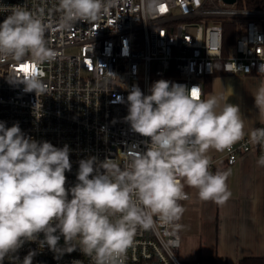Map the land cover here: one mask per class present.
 Returning a JSON list of instances; mask_svg holds the SVG:
<instances>
[{
  "label": "clouds",
  "instance_id": "obj_1",
  "mask_svg": "<svg viewBox=\"0 0 264 264\" xmlns=\"http://www.w3.org/2000/svg\"><path fill=\"white\" fill-rule=\"evenodd\" d=\"M106 7L105 0H58L60 27L94 22ZM2 10L10 14L0 23V59L21 63L30 57L39 66L56 58L40 17L21 5ZM259 74H264V63ZM41 75L31 72L17 82L38 97L46 91ZM149 91L145 95L138 86L130 89L124 118L133 132L149 138L147 150L131 156L123 168L112 159H81L71 188L66 187L65 173L72 167L67 145L37 142L18 123L6 127L0 122V264L6 257L18 260L14 254L25 242L47 246L57 259L78 247L93 264H124L138 229L162 225L173 234L182 229L185 186L196 189L201 201L227 203L231 170L212 172L209 152H230L244 137L239 106L221 105L218 96L201 99L199 87L188 89L163 79ZM254 99L264 119V86ZM117 100L124 102L123 97ZM251 140L264 143V127L255 129ZM257 164L264 167V155ZM36 254L29 251L22 264H32Z\"/></svg>",
  "mask_w": 264,
  "mask_h": 264
},
{
  "label": "built area",
  "instance_id": "obj_2",
  "mask_svg": "<svg viewBox=\"0 0 264 264\" xmlns=\"http://www.w3.org/2000/svg\"><path fill=\"white\" fill-rule=\"evenodd\" d=\"M237 2L105 0L107 7L98 20L77 21L65 29L60 27L58 0H0V23L10 14L3 6H24L48 26L45 40L57 54L39 66L30 57L21 63L0 59V122L6 127L18 123L24 135L37 142L57 148L67 145L72 166L65 173L67 188L77 183L81 159L96 157L98 163L112 159L123 168L150 143L124 120L133 86L148 95L151 86L163 79L188 89L199 87L204 99L205 79L215 75L217 65L227 75L264 76L259 74L264 63L259 17L264 10L239 7ZM228 19L236 20L242 32L224 55L223 22ZM31 72L42 73L46 91L38 97L17 82ZM262 127L264 123L257 128ZM251 133L222 157H210V170L217 172L221 163L233 165L260 145L264 149V143L252 142ZM184 191L188 199L182 201H188L191 195ZM43 238L41 233L39 239ZM59 245H64L63 237ZM181 246V230L173 234L162 225L150 231L138 229L124 264H187L179 255ZM29 251L37 253L32 264H93L78 247L57 259L37 242H25L14 254L18 260L6 257L3 264H22Z\"/></svg>",
  "mask_w": 264,
  "mask_h": 264
},
{
  "label": "crops",
  "instance_id": "obj_3",
  "mask_svg": "<svg viewBox=\"0 0 264 264\" xmlns=\"http://www.w3.org/2000/svg\"><path fill=\"white\" fill-rule=\"evenodd\" d=\"M259 22L264 28V21ZM261 86L264 76L219 73L205 79L204 99L218 96L222 97L221 105L228 102L239 106L246 135L264 123L254 99ZM223 154L209 152L210 157ZM261 155L264 149L260 145L233 165L221 163L217 171L231 170L227 186L232 196L224 205L201 201L196 189L185 186L191 195L188 201L180 202L185 209L180 220V252L185 262L239 264L245 257L264 258V167L257 164Z\"/></svg>",
  "mask_w": 264,
  "mask_h": 264
},
{
  "label": "trees",
  "instance_id": "obj_4",
  "mask_svg": "<svg viewBox=\"0 0 264 264\" xmlns=\"http://www.w3.org/2000/svg\"><path fill=\"white\" fill-rule=\"evenodd\" d=\"M237 6L247 7L251 9H261L264 10V0H238ZM224 27V55H227L232 42L234 43L242 32V26L235 20L228 19L223 22ZM219 73H224L220 65H217L215 75ZM239 264H264V258L258 257H245Z\"/></svg>",
  "mask_w": 264,
  "mask_h": 264
},
{
  "label": "rangeland",
  "instance_id": "obj_5",
  "mask_svg": "<svg viewBox=\"0 0 264 264\" xmlns=\"http://www.w3.org/2000/svg\"><path fill=\"white\" fill-rule=\"evenodd\" d=\"M259 19L261 20V21H264V16H260L259 17ZM236 21V20H235ZM233 42H232V44L230 45V46H233ZM179 255H180V257L182 258V256H181V252L179 253ZM203 260V259H202ZM188 264V263H187Z\"/></svg>",
  "mask_w": 264,
  "mask_h": 264
},
{
  "label": "water",
  "instance_id": "obj_6",
  "mask_svg": "<svg viewBox=\"0 0 264 264\" xmlns=\"http://www.w3.org/2000/svg\"><path fill=\"white\" fill-rule=\"evenodd\" d=\"M228 3H234L236 0H225Z\"/></svg>",
  "mask_w": 264,
  "mask_h": 264
}]
</instances>
